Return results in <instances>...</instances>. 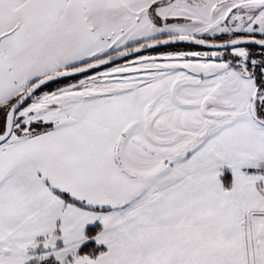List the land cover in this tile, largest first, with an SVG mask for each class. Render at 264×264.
I'll return each instance as SVG.
<instances>
[{
    "label": "snow or ice",
    "instance_id": "6c2138e0",
    "mask_svg": "<svg viewBox=\"0 0 264 264\" xmlns=\"http://www.w3.org/2000/svg\"><path fill=\"white\" fill-rule=\"evenodd\" d=\"M0 264H264V0H0Z\"/></svg>",
    "mask_w": 264,
    "mask_h": 264
},
{
    "label": "trees",
    "instance_id": "16d2710c",
    "mask_svg": "<svg viewBox=\"0 0 264 264\" xmlns=\"http://www.w3.org/2000/svg\"><path fill=\"white\" fill-rule=\"evenodd\" d=\"M100 226L99 225H95L92 227H88L85 231L89 234L93 233L95 229H98ZM86 246H93L96 250H98L99 248L104 247L103 245H96L94 240H90L88 242H86Z\"/></svg>",
    "mask_w": 264,
    "mask_h": 264
},
{
    "label": "rangeland",
    "instance_id": "374dc122",
    "mask_svg": "<svg viewBox=\"0 0 264 264\" xmlns=\"http://www.w3.org/2000/svg\"><path fill=\"white\" fill-rule=\"evenodd\" d=\"M86 225H88V226H95V225H99V226H101V225L99 224V221L91 222V223L86 224ZM100 245H102V244H100Z\"/></svg>",
    "mask_w": 264,
    "mask_h": 264
},
{
    "label": "crops",
    "instance_id": "0c3cea01",
    "mask_svg": "<svg viewBox=\"0 0 264 264\" xmlns=\"http://www.w3.org/2000/svg\"><path fill=\"white\" fill-rule=\"evenodd\" d=\"M88 227H92V226H88V225H86V226H85V230H86Z\"/></svg>",
    "mask_w": 264,
    "mask_h": 264
}]
</instances>
